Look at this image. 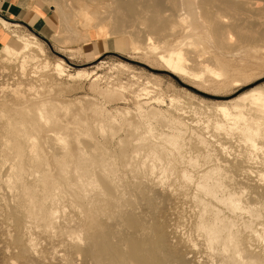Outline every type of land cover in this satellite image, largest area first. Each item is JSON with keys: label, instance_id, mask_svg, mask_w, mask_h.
Here are the masks:
<instances>
[{"label": "rangeland", "instance_id": "1", "mask_svg": "<svg viewBox=\"0 0 264 264\" xmlns=\"http://www.w3.org/2000/svg\"><path fill=\"white\" fill-rule=\"evenodd\" d=\"M34 1L46 4L54 11L52 7L54 3L51 0L52 4L48 0ZM242 1L246 2L248 7L246 12H249L245 13L248 18L242 15V19H240H244L243 21L247 19L246 21L255 23L254 29L257 30L259 28L257 22H264V0ZM199 2H201L200 8L203 7L199 9L198 15L195 14L199 23L196 19V23L192 20V24L182 29H174L170 26H162V24L151 26L150 22L146 23L148 22L147 17L143 16L146 21L141 19L138 22L127 23L128 32L126 31L125 34L117 33L109 36L108 39H99L97 31L90 29L91 39L79 42V37L87 28L84 23L78 24L75 17L76 19L72 18L70 22L73 29L70 32L72 36L69 33L70 37L66 34L70 40L68 39L69 41L63 45L55 44L54 36L44 39L33 34L24 26L12 27V30L18 31L15 32L16 36L15 33L13 36L10 32H5L4 37L2 36L0 54L8 56L12 60L0 56L2 58V60L0 58V84L4 91L0 96H7L8 99H11L13 92L18 87L16 86L18 82L22 81L23 85L19 86L23 92L26 91L24 85H26L25 88H29V83H31L29 75L24 77L22 74L21 63L17 60L13 61L15 52L21 48V44L17 41L20 35L35 37L41 43L45 51L44 55H39L42 60L47 58L46 61L52 65L62 60L67 66V74L75 76L78 72L84 74L75 81L69 80L67 76L56 79L60 84L59 88L63 90L60 93L59 89L60 95L56 98L64 103L62 108L64 106L68 109L67 111L60 109V118L68 119L73 125L71 127H75L74 129L81 132L80 139L85 144H81V146L85 151H88L87 153L93 154L92 152L97 151V147L106 148L107 157L116 169L113 181L115 180V186H118V190L123 196L121 195L122 198L119 199L120 201L118 200V205L106 201L100 203L98 210L92 216L82 212L84 210L81 208L73 207L69 203L71 200L61 202L58 213L59 220L61 223L65 222V229H67L65 231L73 233L75 238L76 235L81 236V239H75L74 242L82 248L87 247L90 243L98 245L102 240L106 242L108 240L111 244L119 243L118 245L123 247L122 241L126 237L125 235L138 236L136 231L140 225H143L150 228L156 227L167 238L170 249L180 252L181 257H184L183 259L188 264H219V260L212 253L209 255L208 251H205L202 241L195 232L196 210L193 196L197 192L196 186H194L195 184L188 186L180 175L182 171H187L194 179H197L199 174L212 166L210 163L202 162L204 156H212L214 165L220 168L223 175L228 195L233 194L234 197L237 195L241 199L239 204L244 205L243 207L246 206L245 212H249L248 208L250 207L260 210V221L257 222L258 224L256 223L257 225L255 224V227L258 231L264 229V199L253 195L254 191L259 195L264 193V172L261 171L263 178L257 186L256 180L253 177H248L249 174L246 173L247 171L257 172L261 168L253 165L249 167L250 165H244L237 161L242 156H261L264 140H258L257 149H255L244 143L237 133L233 134L231 131L229 134L227 130L228 127H230L229 131L232 129L231 124L234 123L232 119H235L233 115L238 112L237 109H242L245 115L246 120L240 123L242 125L247 124L246 121L250 122L251 119V123H253V119L255 121L257 117L260 118L252 107L245 104L248 102L244 99L251 94H264V32L260 33L262 38L257 35L258 37L255 36L250 42L244 44L239 43L237 38L232 36L233 42L237 46L233 47L234 49L219 48V50L210 42L211 45L207 43L208 38L204 37L206 35L204 31H201L202 27L200 26V23L207 20V17L204 18L200 15L205 16L203 11L211 6L210 10L215 14H218L219 10V15L222 14L224 17L228 15V18L225 19L227 20L230 18V13H227L230 5L226 6V3L221 0L215 3L209 1L210 4L207 1L206 5L203 0ZM252 3L259 4L258 7L261 8V11L255 8ZM55 13L58 17L56 35L60 29L61 15L56 10ZM115 20L105 24V31L119 28L117 19ZM113 22L115 24H112ZM191 28L194 29L191 30ZM93 85L96 88H93ZM40 87L38 90L40 89L41 92L46 90L45 87ZM46 98L49 99L50 96ZM172 99L173 101H171ZM139 104L144 106L142 113L144 116L142 117L138 115ZM223 110H228L234 118H226ZM62 114L63 116H61ZM263 120L261 123H264ZM108 127L115 129L111 131ZM223 127L227 129L223 130ZM141 135L142 137H140ZM137 137H140L139 140ZM130 141L133 148H130L128 156L132 155L130 153L134 152V147L154 143L160 147L166 146V149L173 148L172 155L179 154L185 158L181 160V163H179L180 160L175 161L178 164H175L176 169L173 172L175 174L162 173L159 162H156L155 171L149 172L146 165L152 164V160L147 159L145 149H140L139 155L133 153L137 155H135V160L132 158L135 163L132 164V160L129 161L132 164L131 168L133 167L131 169L129 164L121 163L119 159H116L117 154H120V151L129 145ZM51 147L54 148V145ZM51 147L50 149L47 147L48 149L45 150L47 154L44 156L56 154ZM48 150H51L52 153ZM197 158L201 162H199V166L192 169L186 162L192 159L198 160ZM4 167L6 168L3 169L2 165L3 173L1 172L0 175V264H94L95 262L93 263L91 258H84L73 253L75 252L73 251L74 245L61 242V238H58L59 241H57V233L55 239L52 238V240L54 239L52 242L46 235L33 232L34 238H32L35 241L33 245L36 244L32 249L29 242L24 239V244H27L24 245L25 248L30 246L31 250L21 254V248L14 243L15 228L9 217L10 206L15 203L17 191L11 189L9 183L5 182L7 166L4 165ZM121 201L122 204H119ZM133 213L136 215L135 224L129 222L128 217ZM249 215L244 213L242 220L249 221ZM234 220L237 228L241 231V219ZM58 224L60 225L59 221L57 229L59 227L61 230L63 223L60 226ZM256 243L253 244L256 254H258L261 248H257L258 244ZM263 246L264 241L262 242ZM70 247L71 249H69ZM242 255L247 256L246 253H242ZM65 260L67 261L65 262Z\"/></svg>", "mask_w": 264, "mask_h": 264}, {"label": "bare ground", "instance_id": "2", "mask_svg": "<svg viewBox=\"0 0 264 264\" xmlns=\"http://www.w3.org/2000/svg\"><path fill=\"white\" fill-rule=\"evenodd\" d=\"M48 1L54 3V6H52L54 11L56 10L57 13L59 12L61 15L59 33L57 32L53 39L57 45L66 44L70 40L66 37V34H71L70 32L73 30L70 25L72 18H77L78 24L84 23V26L87 28L83 30L84 33L79 37L80 39H77L81 42V40L89 41L91 39L90 29L97 31V37L99 39H108L110 38L109 36H113V34L117 33L125 34L128 32V28H126L128 27L126 26L127 23L130 22L131 24L135 21L138 22L143 19V16L147 17L148 22L146 23L149 24L150 22L151 26L162 24V26L165 25L174 29H182L192 24V20L196 23L198 20L195 14L199 12V9L203 8H200L201 2L199 1L201 0ZM207 1L215 3L220 0H203V3L206 2L204 5L207 4ZM222 1L226 3V6L230 5L228 7L229 11H227V13H230L229 19L225 20L228 18V15L224 12L223 13L227 15L226 17L222 16V14L219 15V10L217 11L218 14H215L214 11L212 12L210 10L211 6L208 9L205 8V11L202 10L205 16L200 15L204 18L207 17V20L203 18L204 21L200 23L202 27L201 31H204L206 35L204 36L203 34V36L208 38L207 43L210 42L218 49L229 50V48L231 49L237 46V44L233 42L232 36L237 38L236 40L241 44L250 42L255 36L258 37L257 35L262 38L260 33L262 34L264 32V22H257L259 28L257 27L258 29L255 30V23L246 21L247 19L245 21H243L244 19L241 20L242 15L246 16L249 12H246L248 8L246 2L242 0L237 2L233 0H221V2ZM61 3L63 5H60ZM219 4L222 5L223 3ZM258 5L256 3L255 8L261 11ZM254 15L251 16L254 17ZM251 16L249 17L251 18ZM115 19H117L119 28L117 30L115 28L116 31L113 30L114 32L111 30L113 27L110 29L111 31H105V24L108 21H116ZM112 24H115V22ZM3 25L5 28L7 27L6 22H3ZM196 26L193 27L196 28ZM198 27L199 26H197V28ZM9 28L10 27H8L7 30ZM193 29L191 28V30ZM73 33L75 34L74 31ZM16 35L17 33H15V36ZM20 36L17 41L21 44V48L15 52V57L13 55L15 58L13 61L15 62L17 60L21 63L20 69H22V74L24 77L25 75H29L31 83H29V88H25L26 85H24L25 87L22 86L26 91L28 90V92H23V89L20 88V86L23 85L21 81V83L18 82V85H16L18 87H16L13 92L11 99H8L7 96V98L3 95V97L0 96V175L3 173L1 171L2 165L3 169L6 168L4 167V165H6L7 178H5L7 180H5V182L9 183L11 189L13 188L17 191L15 203L13 206H10L9 217L15 228L14 243L21 248V254H24L25 251H30L31 247L33 249L36 244L34 243L33 245V242H35L32 236V234H34L33 232L46 235L50 240H52V238L55 239V234L57 233L58 235L56 234V237L57 239L61 238V242H67L72 246L74 245L73 251L75 252L73 253L84 258H91L93 263L95 262L96 264H188V262H185L186 260L183 259L184 257H181L180 252L170 249L167 238L160 233L156 227L150 228L140 225L136 231L138 236L125 235L126 237H124L122 241L123 247L119 246V243L111 244L108 240L107 242L102 240L98 245L90 243L85 248L80 247L78 243L74 242L75 239H81L80 235H76L75 238L73 233L65 231L67 230L65 229V222L62 221L64 225V228L62 225L63 229L61 228L60 230L59 227V230L57 229L58 221L60 225L62 224L58 216L61 202H69L71 200L69 203L73 207L81 208L84 210L82 212H86L85 214L92 216L95 214L96 210H98L100 203L106 201L108 203H113V205L117 204L120 201L119 199L122 198V194L119 192L118 186H115V180L113 181V175L116 169L115 165L112 164L109 157H107L106 148L96 146V152H92L93 154L87 153L88 151H85L84 147L82 148L81 146V144H83L80 139L81 132H78V129H74L75 127H71L72 124L68 119L60 118V109L64 103H61L56 96L59 97L63 90L59 88L60 84L57 83L58 81L56 79H62L67 76L69 80L75 81L76 79H80L84 74L82 75L81 72H78L76 76L67 74V66L62 60L58 61L55 65L46 61L47 58L42 60L39 55H44L45 51L41 43L35 37H27L26 35ZM0 56L4 59H10L8 56L2 54H0ZM85 74L90 76L88 73ZM87 75L86 77H88ZM22 79L24 78L22 77ZM34 82L38 83L35 84ZM37 86L45 87L46 90L41 92L40 89L42 88L40 87L38 90L39 87L37 88ZM92 87L96 88L95 85ZM2 91L3 86L0 84V95ZM146 93L148 92L146 91ZM49 96L50 98L47 99L46 97ZM156 101L160 102L159 100ZM171 101H173V99ZM244 101L248 102H245V104L250 106V108L252 107L260 118L258 119L257 117L255 121L253 119V123H251L252 119L250 120L248 118L250 122L248 121V123L246 121L247 124L242 125L240 123L246 120L244 117L245 115L242 109H237L238 112L236 111L237 113L233 115L235 119H232L234 120V123L231 124L232 129H230V131V127L226 129L228 133H231V131L233 134L237 133L241 140L248 144L249 147L257 149V141L264 140V123H261V120L264 119V94H251L246 97ZM142 105L143 104H139L138 107V115L141 117L144 116V114H142L144 106ZM62 110L67 111L68 109L63 106ZM223 113L226 118L232 117V114L228 110H223ZM61 116H63V114ZM146 116L148 117V115ZM152 118L150 117V119ZM221 128L222 127L219 129ZM114 129V127L109 128L111 131ZM224 129L223 127V130ZM135 136L133 137L135 138ZM140 137H142V135ZM140 137H137V139ZM53 145L54 148L51 147ZM132 146L133 144L130 141L129 145L122 150L120 149V154L116 156V159H119L121 163L125 162L124 164H129L130 168L132 164L135 163L133 161L137 156L133 153L138 154L140 149H145V151H147V159L150 158L149 160H152V164L146 165L149 172H154L155 166L157 165L156 162H159L160 164H158L161 165L160 171H162V173L175 174L173 173L176 169L175 164H177L175 161L180 160L179 163H181V160L185 158L184 156H179V154L177 156L172 155V152H174V150H172L173 148L171 150L166 149V146L160 147L158 144L154 143L152 145L146 146L142 144L136 148L134 147V152L132 151L130 154L135 157L132 155L128 156L130 148H133ZM47 147H49V149L50 147L53 148L52 151H55L56 154L54 156H44L47 154L45 153V150L48 149ZM48 151L52 153L51 150ZM132 158L135 159L133 160ZM197 159L199 160V158ZM131 160L132 164L130 163ZM198 160L192 159L186 163L193 169L199 166V162L201 161ZM202 160L203 163H210L212 166L208 170H204L202 174H199L198 178L196 177L197 179H194L187 171H182L180 175L188 186L189 184H195L194 186H196L197 192L193 196V203L195 204L196 210V216L195 218L193 217L195 219L194 228L196 235H198L203 243L202 245L205 247V251H208L207 253L209 255L212 253L213 256L219 260V264H264V246L262 247L264 229L258 231L255 227V224L260 221V210L250 207L248 208L249 212H245L246 206L243 207L244 205L241 206L239 204L241 199H239L237 195L235 197L232 196L233 194L228 195L223 175L220 172V168L214 165L212 156H204ZM237 161L244 165H250L249 167L253 165L261 168L260 171H247L246 173L249 174L248 177H253L254 180H256L258 186V184L261 183L260 180L263 178L261 171L264 172V149L262 150L261 156H242ZM137 168L138 166L136 169ZM69 195L71 198L68 199V197H70ZM253 195H255L254 197L257 196L264 199V193H260L259 195V193L257 194L254 191ZM119 204H122V201ZM244 213L250 214L249 221L242 220ZM135 216L134 213L131 216L128 215L129 222L132 224L136 222ZM237 218H240L242 221H240L242 223L241 231L237 228L234 220ZM24 239L29 242L31 247L26 246L25 248L24 245L27 244H24ZM57 241H59V239ZM252 242L254 244L257 242V248H261L258 254H256L257 252L254 249L255 245ZM71 247L69 249H71ZM64 248L66 249L65 246ZM242 253H246L247 256H243ZM210 258H212V256ZM66 261L67 260H65V262Z\"/></svg>", "mask_w": 264, "mask_h": 264}, {"label": "crops", "instance_id": "3", "mask_svg": "<svg viewBox=\"0 0 264 264\" xmlns=\"http://www.w3.org/2000/svg\"><path fill=\"white\" fill-rule=\"evenodd\" d=\"M2 21L6 22V28ZM57 23L55 11L46 4L34 0H0V42L5 32L12 35L18 32L16 29L12 30V27L17 26H24L33 34L50 39L56 33ZM8 27L10 28L7 30Z\"/></svg>", "mask_w": 264, "mask_h": 264}]
</instances>
